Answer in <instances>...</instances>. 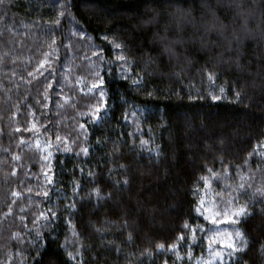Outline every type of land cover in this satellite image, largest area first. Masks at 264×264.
Here are the masks:
<instances>
[{"label": "trees", "instance_id": "trees-1", "mask_svg": "<svg viewBox=\"0 0 264 264\" xmlns=\"http://www.w3.org/2000/svg\"><path fill=\"white\" fill-rule=\"evenodd\" d=\"M65 2L0 5V264H221L215 253L236 231L224 215L233 200L248 206L239 224L248 244L224 260L264 264V0H90L69 7L71 18L60 16ZM105 38L127 45L125 67L146 87L123 83L113 64L114 107L81 130L95 107L96 53L121 54ZM221 88L224 99L211 101ZM122 111L135 115L118 123ZM77 133L88 143L74 144ZM85 147L90 156L76 154ZM80 168L100 172V183ZM129 177L123 190L112 186ZM73 181L85 186L78 196ZM101 185L124 205L129 194L133 203L146 199L143 223L134 217L121 227L113 201L89 199ZM49 208L62 213L51 224L41 215Z\"/></svg>", "mask_w": 264, "mask_h": 264}, {"label": "snow or ice", "instance_id": "snow-or-ice-1", "mask_svg": "<svg viewBox=\"0 0 264 264\" xmlns=\"http://www.w3.org/2000/svg\"><path fill=\"white\" fill-rule=\"evenodd\" d=\"M90 0H66L64 4L61 5L63 8V11L60 12L61 17L71 18L70 14L68 13V8L72 7L75 8L78 6L79 3L88 4ZM4 4V0H0V5ZM55 24L58 26L60 24V20L57 19L55 21ZM73 24L76 28V31L78 33H81L84 35V38L87 39V32L86 29L83 28L78 22L73 21ZM105 43L108 45V49L114 50L118 53H121L119 55H116L115 57L104 59V57L108 56V50H101L98 53H96V60L98 61V64L96 66V70L93 71L92 79H94L96 82L91 85L89 88V96L92 100L95 101V107L91 109L90 113H84V115L88 116V121L85 122V124H82L80 126L81 130H84L89 123H95L98 120L102 119L101 113L106 115L113 107L114 105L109 104V101L112 99L111 92L108 90L107 87V78L111 77L113 75V69L112 65L115 64L119 68V78L122 80L123 83H128L129 80H131L130 87L140 88V87H146V85L143 84V81L141 79H132V75L129 73L128 68L125 67V65H129L131 62L126 58L125 55L122 53L126 51L127 45L123 42L116 43L114 41H107V38H105ZM97 48H102V45H97ZM104 66L103 74L99 71V66ZM54 69H50V75L54 76ZM31 75V73H29ZM209 80H212V77H209ZM51 87V85H49ZM212 88L214 90L215 85H212ZM225 92L224 88L220 89L221 95H210V100L215 102H221L224 97L223 94ZM98 93V95H96ZM155 93H149V98H151ZM241 99V93L236 92L235 93V100L236 102H239ZM135 113L132 111H122L121 117L118 118V123L120 121H127L129 116H134ZM137 131H140L138 128ZM120 137L125 135L124 133L118 134ZM260 137H264V131H261L259 135L257 136V139L259 140ZM60 137H57V140H59ZM74 144L79 145L80 143H88L87 134H85L83 140H81L79 133H77L76 138L73 140ZM97 143H101V141H97ZM143 143V142H141ZM65 151H71V148H68L65 146ZM83 154L85 157H88L91 155L90 148L85 147L81 148L80 152L76 153L77 155ZM162 154V150L158 151L157 153V160L159 159V156ZM102 167V165H101ZM120 169L126 170V165H119ZM114 169H109L108 172L105 174L107 179H111V172ZM79 171L84 175L86 180L91 181L93 184H99L100 183V172H93L91 170L87 171L85 173L83 168H80ZM45 179L48 180L49 185L56 183L54 175L52 177H49L47 174H45ZM132 183V179L126 178V179H115L112 180V186L117 188V191L123 190L124 186H129ZM85 186L79 183H76L73 181V190L72 195L78 196L79 190L83 189ZM238 188H244V185L241 184L238 186ZM261 195H264V190H258ZM13 195H18L17 193H13ZM95 196L98 200V202L104 201V200H111L113 201L117 206L115 208V213L119 216L121 213L123 214V219L121 220V227H127L129 226V221L132 218H137L141 223H143V208L144 203H147L146 199L144 203H141L137 201L136 203L132 202V196L129 194L126 199L128 203L124 205L120 201H115V193L111 191H104V186L101 185V187L96 188L95 192H89L88 198L90 199L92 196ZM43 196L45 198H48L49 193L44 192ZM81 200L84 199V197L80 198ZM233 205L235 206V210L229 214L228 212H225L224 215L226 217V222L232 223L236 226V231L234 233H226V236L228 237L222 244L221 250L217 251L215 253L216 257L220 258L221 264H227V262L224 260V257L227 256L229 259L233 258L236 253L244 252L247 248V240L245 239V234L239 229V224L244 222V219L249 215L247 212V205H236L235 200H233ZM76 208V204L73 202H70L65 206V211H68L69 219L68 223L71 224L73 216L71 214V210ZM193 209H189V217L191 215V212ZM195 212L200 213V209L196 208L194 209ZM202 214V213H201ZM41 215L44 217L45 220L48 221L49 224H51L54 220L60 219L62 216V213L56 209V208H49L47 210V215H44L43 211L41 212ZM212 223L218 224L222 223L221 220L217 219V217H212ZM75 228V226H73ZM188 229V224L185 223L181 227V232L183 233L184 230ZM201 229H192L193 236H192V242L194 243L196 241L195 233L197 231H200ZM38 235V234H37ZM175 235V230H171V234L168 236H165V240L171 239ZM132 237L129 235V240H131ZM179 239L185 243L188 242L189 237L184 234L179 237ZM202 239V238H201ZM158 247L162 250L165 247V244H160ZM173 250H175V246H173ZM39 252V250H37ZM69 258H74L73 253H69ZM164 264H167V260L164 261Z\"/></svg>", "mask_w": 264, "mask_h": 264}]
</instances>
